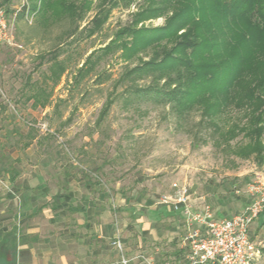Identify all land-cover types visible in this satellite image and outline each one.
<instances>
[{"label":"rangeland","instance_id":"rangeland-1","mask_svg":"<svg viewBox=\"0 0 264 264\" xmlns=\"http://www.w3.org/2000/svg\"><path fill=\"white\" fill-rule=\"evenodd\" d=\"M74 1L78 7L84 2ZM94 1L95 6L98 0ZM142 2L113 9L102 29L91 38L85 27L90 25L95 9L87 12L72 36H66L63 33L70 26L65 21L47 31L38 29L40 17L24 14L23 0H12L1 8L10 11L7 19L17 46L0 47V170L12 163L20 171L39 173L48 188L41 202L48 205L54 200L58 183L66 189H79V193L85 190L84 184H102L109 218L119 227L122 221L123 234L130 239L138 233L134 217L153 220L152 210L165 207L159 204L160 198L171 192L175 182L189 186L193 198L203 197V203L210 205L218 218L244 209L250 202V184L264 185V89L258 87L264 82V51L249 61L228 96L229 102L222 95L210 99L209 104L220 106L212 110L214 122L209 127L198 126L202 111L178 121L169 106L123 107L124 87L114 91V84L138 61H124L121 51L105 58L95 73L75 84L87 57L131 24ZM21 13L24 16L20 18ZM164 24L165 18H158L139 27ZM53 52L58 53V61L66 63L56 86L47 78V61H52ZM234 62L213 61L218 65ZM99 75L110 79L98 84ZM34 83L51 94L44 107H34L33 101H27L36 91ZM250 92L256 94L253 101L248 99ZM110 95L117 101L99 123ZM14 192L13 210L19 224L22 198ZM182 229L181 240L186 233L185 226ZM161 230L167 232L164 226ZM250 237L258 252L251 264H264V214L253 223ZM139 255L153 264H165L167 260L176 263L168 259V254L160 262L138 249L131 252L130 264H146L137 258Z\"/></svg>","mask_w":264,"mask_h":264},{"label":"trees","instance_id":"trees-1","mask_svg":"<svg viewBox=\"0 0 264 264\" xmlns=\"http://www.w3.org/2000/svg\"><path fill=\"white\" fill-rule=\"evenodd\" d=\"M135 1L98 0L94 6V0H84L78 7L74 0H28L24 14L38 15L41 19L38 29L42 31L65 21L70 29L63 35L72 36L87 12L95 9L97 12L90 25L85 27L91 38L102 29L113 9L130 8ZM141 1L132 23L119 30L109 44L87 57L75 84L95 73L105 58L121 51L124 61H138L134 67H127L114 84V91L124 87L123 107L169 106L178 121H185L193 112L202 111L198 126H212L211 112L220 105L209 104L210 99L222 95L224 101L229 102L228 96L234 92L249 61L264 51V0ZM11 2L0 3V9ZM6 11L10 12L9 9ZM24 14L21 13L20 18ZM158 18H165L164 26L139 27ZM58 57V53L53 52L52 61H47L50 63L47 78L53 86L59 84L66 71V63L58 61ZM222 60L235 61V65L213 63ZM109 79L110 76L99 75L97 83L103 84ZM33 87L36 91L27 97V101H33L34 107H44L51 94L39 83H34ZM258 87L263 90L264 82ZM248 96L249 101H253L256 94L250 92ZM116 101L113 95L108 96L99 123L109 115ZM1 172L9 173L13 182L19 175L12 163ZM6 247L0 239V254L9 253Z\"/></svg>","mask_w":264,"mask_h":264},{"label":"crops","instance_id":"crops-1","mask_svg":"<svg viewBox=\"0 0 264 264\" xmlns=\"http://www.w3.org/2000/svg\"><path fill=\"white\" fill-rule=\"evenodd\" d=\"M18 173L14 182L9 173L0 175V239L9 249V253L0 254V264H122L120 253L112 246L118 232L129 259L131 252L141 249L158 261L168 254L175 264L187 263L188 251L179 233L184 218L167 207L153 209V220L134 217L138 233L130 239L123 234L124 223L119 222V227L109 218L102 184H84L85 190L79 193V189H66L58 183L54 200L48 205L41 202V195L48 192L41 175L20 170ZM13 189L22 198L19 224L13 210ZM193 200L196 206L203 203V197Z\"/></svg>","mask_w":264,"mask_h":264},{"label":"built area","instance_id":"built-area-1","mask_svg":"<svg viewBox=\"0 0 264 264\" xmlns=\"http://www.w3.org/2000/svg\"><path fill=\"white\" fill-rule=\"evenodd\" d=\"M28 6V0H23L22 9ZM3 46L17 45L7 12L0 9V47ZM247 192L250 202L241 212L229 218H218L208 204L196 206L187 185L175 182L171 192L162 195L159 204L184 218L186 233L183 245L188 251L186 264H251L256 259L258 252L251 240L250 230L264 213V185L250 184ZM112 246L120 253L122 264L131 263L132 259L125 256L120 232ZM137 258L143 259L146 264H153L144 255Z\"/></svg>","mask_w":264,"mask_h":264}]
</instances>
